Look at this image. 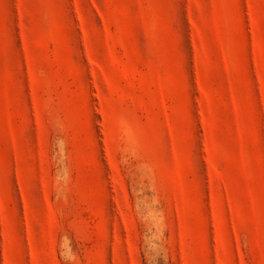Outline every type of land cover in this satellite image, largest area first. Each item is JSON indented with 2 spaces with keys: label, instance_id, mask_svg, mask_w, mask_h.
<instances>
[{
  "label": "rangeland",
  "instance_id": "1",
  "mask_svg": "<svg viewBox=\"0 0 264 264\" xmlns=\"http://www.w3.org/2000/svg\"><path fill=\"white\" fill-rule=\"evenodd\" d=\"M0 264H264V0H0Z\"/></svg>",
  "mask_w": 264,
  "mask_h": 264
}]
</instances>
